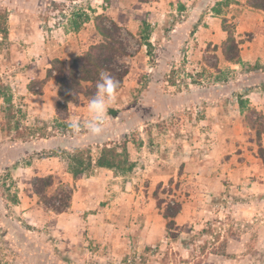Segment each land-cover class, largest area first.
I'll return each mask as SVG.
<instances>
[{"label":"rangeland","instance_id":"1","mask_svg":"<svg viewBox=\"0 0 264 264\" xmlns=\"http://www.w3.org/2000/svg\"><path fill=\"white\" fill-rule=\"evenodd\" d=\"M245 5L249 0H0L11 43L0 47V81L13 104L8 117L0 98V197L18 201L26 177L17 167L39 162L42 151L34 146L54 136L64 137L63 148L44 154L56 155L62 170L44 196L63 185L72 189L62 228L50 223L41 230L42 252L21 257L0 238V264H264V96L249 101L243 93L264 86V63L233 64L221 50L224 29L240 45L252 39L236 20L244 18ZM196 7L204 8L201 18L219 16L220 44L204 39L199 45L196 17L185 19L189 30L172 31ZM86 54H99L103 69L93 83L71 89L74 111L56 103L55 114L42 112V98L28 102L21 95L25 88L41 96L42 89L58 91L67 75L51 71L52 60L68 68ZM108 68L126 73L122 81ZM105 73L118 81L117 97L102 133L86 141L89 102ZM179 94L187 106L168 111V100L182 101ZM77 123L78 129L71 127ZM118 125L117 133L109 132ZM96 140L102 146L92 145ZM22 144L31 152L24 159ZM106 144L120 155L125 147L131 169L91 166L81 183H68L72 150L96 160ZM217 148L219 160L211 161L206 156ZM183 156L192 161L176 158ZM206 161L209 169L197 171ZM37 179L25 181L30 190ZM80 189L88 192L73 200Z\"/></svg>","mask_w":264,"mask_h":264},{"label":"crops","instance_id":"2","mask_svg":"<svg viewBox=\"0 0 264 264\" xmlns=\"http://www.w3.org/2000/svg\"><path fill=\"white\" fill-rule=\"evenodd\" d=\"M246 9H244V18L240 17L236 19L240 22V29L239 31L250 33L252 39L250 41H245L240 45V59L242 63H248V64H254L259 63L260 65H263L264 63V12L256 10L251 8L248 5H245ZM188 7V6H186ZM237 7V6H236ZM188 14H185L184 21L180 25L174 26L172 31L175 32H185L191 28L189 26L188 20H185L187 17H196L197 24H193V29L196 27V31L194 34L197 35V41L199 45L201 42L203 43L204 39H209L208 42L212 43L213 45L220 44L221 40H223V34L220 20L218 19V15H214L213 13H210L207 17L204 16L201 18V14L204 13V8H195L192 11L188 12L185 11ZM191 12V14H189ZM190 15V16H189ZM243 15V14H242ZM241 15V16H242ZM200 22V23H199ZM206 24L207 26H205ZM196 25V26H195ZM46 84L49 86L50 82L46 81ZM51 85V84H50ZM156 96L163 97V94L159 91V88H154ZM243 93L245 94L244 97L246 99H250L249 101H258L261 97L264 96V86L258 88H244ZM23 97H25V100L28 102H32L36 100L37 98H42V112L55 114V104L58 103V95L57 90L51 91V90H44L42 89V96L41 95H32L30 92H28L27 88H25V92L21 94ZM254 95L255 99H251L250 96ZM180 100L177 101L179 103H172L170 98L171 96H167L168 105L166 108L168 111H170L172 108L175 107L176 110L184 109L187 106V103L184 101V97L182 94H179ZM241 99V98H240ZM238 109L240 108V104L242 102H236ZM76 109L74 104H68L67 110L68 113L74 111ZM239 112V111H238ZM120 126H115L114 128L109 129L110 133H117L115 132V129H119ZM87 137H89L91 140L96 138V135H92L91 133H87L84 136V139L87 141ZM92 137V138H91ZM63 139L62 136H54L51 138H42V141H39V143H42V146L36 147L34 146V150L36 152L42 151V158L39 162H36L35 164H25L24 168H19L20 175L26 177L25 180L23 178L20 179V184H24L23 190L20 194H18V201L16 203H10L8 200L2 199L0 197V238H5L7 241L15 247V250L18 254H21V257H30L36 254V251L42 252V228L46 224L53 223V226L55 228H62L63 219H65L67 213L66 211L60 214L53 213L52 211L45 209L42 207L38 201L35 193L30 190V186L25 183L30 182L32 178H44L47 176H52V178H55L60 170H62V164L59 161V158L56 155L48 156L45 155V152L48 151H57V149L63 148ZM99 144L101 145V142L96 140L92 142V145ZM26 144H22L20 146V149H22V158L28 157V155L31 153L28 148H25ZM36 145V144H33ZM38 145V144H37ZM76 145V144H73ZM219 145V144H218ZM221 147V145H220ZM218 151L212 153L211 156H206L212 159L218 161L219 160V148H217ZM203 157V156H202ZM238 157V156H236ZM177 160L182 159L181 163H188V161H192L191 158H187L185 156L183 157H176ZM200 156L198 157V159ZM235 156L230 158V160H234ZM96 160H93L95 162ZM203 161V160H201ZM17 165L20 163V160H17ZM209 162H205V165L201 166H195L197 171H204V169H209ZM213 163H211L212 165ZM35 165V166H34ZM42 166V168L40 167ZM213 166V165H212ZM34 169V171H33ZM103 171L106 170L107 172H111V170L105 169V168H98L96 167L95 171ZM233 171V170H231ZM27 173V174H26ZM112 173V172H111ZM201 173V172H200ZM68 183L76 184L81 183L80 179L74 180L71 176V174H68ZM90 181H88V186H91ZM20 187V186H19ZM78 187V186H77ZM88 190L80 189L79 192H75L73 195V200L84 193H87ZM76 199V200H77ZM73 207V206H72ZM78 208L80 206H77ZM71 208V207H69ZM2 229V230H1ZM37 239V240H36ZM34 248V251L33 249Z\"/></svg>","mask_w":264,"mask_h":264},{"label":"trees","instance_id":"3","mask_svg":"<svg viewBox=\"0 0 264 264\" xmlns=\"http://www.w3.org/2000/svg\"><path fill=\"white\" fill-rule=\"evenodd\" d=\"M249 6L253 9L259 10L264 12V0H249ZM6 19L7 14L4 10L0 9V47H8L11 45V43L8 40V32L6 29ZM225 24V23H224ZM116 27V25H112ZM100 35L105 36L107 34L106 28H98ZM224 31L227 33V36L225 37L224 41L221 45L222 55L225 59V61L241 65V59H240V52H239V45L240 43L235 40L234 36L228 32L226 29ZM103 59L100 58V55H85L83 57L77 58L72 66L66 68L58 59L52 60V66L51 71H54L56 75L61 76L62 73H66L67 79L64 81L62 79H59L58 82L60 84V87L57 91L58 95V108H63L66 110L68 104H74L76 103L74 97L70 94L71 89H73L75 86H79L80 83H93L94 76L98 74V70H102L103 67L101 65ZM254 69H260L262 66L259 64H255L252 66ZM108 71L112 76H115L119 82L122 81L124 75H118L116 74L114 69L108 68L105 69ZM51 72H47V76L44 79V81H47L49 79H53L51 77ZM9 89L7 86H4L0 81V98L3 102V104L6 106L3 108L4 113L6 116H11L13 114V104H12V98L11 95L8 93ZM31 94L34 95H40V91H32L29 90ZM109 110L108 113L110 116L115 117L116 112ZM251 129V126H250ZM257 136L258 140L260 138V134ZM123 154L120 155L118 153V148L111 146V145H105L103 149L101 150V153L99 157L96 159L95 162H93V159L90 156H87L86 160L83 158V152L79 151L78 149L72 150V155L70 156V163H72L74 166H69V173L71 174L72 178L74 180H77L81 178L84 175H88V171L91 166H95L98 168H105L111 171H116V169H119L123 165H128L127 169H131L132 164L129 162L126 148H123ZM123 157V159H122ZM29 165V163L27 164ZM53 185V178L52 176H47L44 178H38L34 185H33V191L35 195L39 199H55L57 201V205L50 204V201L47 203L42 202L44 204V208L52 211L53 213H63L69 208V203L72 195V189L68 186H61V189L54 193L53 196L47 198L44 196L46 189L51 188Z\"/></svg>","mask_w":264,"mask_h":264},{"label":"clouds","instance_id":"4","mask_svg":"<svg viewBox=\"0 0 264 264\" xmlns=\"http://www.w3.org/2000/svg\"><path fill=\"white\" fill-rule=\"evenodd\" d=\"M96 87L97 92L89 102L91 118L87 122L88 130L92 135H100L102 133L107 109L116 100L119 83L105 73L102 74ZM71 127L78 129L79 124H73Z\"/></svg>","mask_w":264,"mask_h":264}]
</instances>
